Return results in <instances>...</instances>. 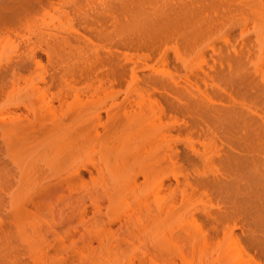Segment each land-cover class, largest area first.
Returning a JSON list of instances; mask_svg holds the SVG:
<instances>
[{
    "label": "bare ground",
    "instance_id": "bare-ground-1",
    "mask_svg": "<svg viewBox=\"0 0 264 264\" xmlns=\"http://www.w3.org/2000/svg\"><path fill=\"white\" fill-rule=\"evenodd\" d=\"M61 2L0 0V98L51 122L54 155L68 135L48 94L122 92L136 110L110 114L91 219L76 206L75 228L24 231L0 216V264H264V0H72L39 19ZM14 114L0 138L19 139ZM138 161L149 185L136 186Z\"/></svg>",
    "mask_w": 264,
    "mask_h": 264
},
{
    "label": "rangeland",
    "instance_id": "rangeland-1",
    "mask_svg": "<svg viewBox=\"0 0 264 264\" xmlns=\"http://www.w3.org/2000/svg\"><path fill=\"white\" fill-rule=\"evenodd\" d=\"M73 4L72 0H64L49 6L39 19L43 20L42 22L56 21L60 15L59 12L72 9ZM0 45L2 47L1 43ZM99 45H103V42ZM37 55L42 66H46V56L41 51H37ZM90 83L95 87L110 85L107 77L93 78ZM69 93L71 95L63 105L57 103L55 95H47L46 101L52 103L53 111L62 118L63 125L60 131L68 135L66 145L56 155L52 149L45 148L47 138L55 132L51 122L43 119L34 120L33 115L22 105L16 107L10 100L11 105L4 97L0 98L1 119L3 117L7 119V115L5 117L4 114L6 110H9L22 121L17 127L18 140L9 138L10 135L7 136L9 139L5 136L0 138L1 159L6 163L8 170L1 173L5 176L4 178L0 175V181L3 179L0 182V216L3 217L2 223H6L15 230L19 227L24 231L46 230L50 227L57 231H64L68 226L75 228L79 222L78 212L70 215V211L76 206L77 209L81 206V211L84 208L86 219H91L93 207L90 196L102 194L96 183L101 179L99 165H102L103 153L110 152L108 147L112 146L111 142L114 139L108 135L114 131V125L110 123V114L118 112L121 115H129L136 110L130 100H125V94L122 92H115L109 96L99 92L93 102L87 99L88 95L84 91L81 92L79 101H74L71 97L73 93ZM41 107L40 102L35 100L32 105L33 112H38ZM14 115L12 116L15 117ZM95 117L99 118L96 122H94ZM0 122L2 124V121ZM127 131V127H118L117 138L126 137L129 134ZM84 136L95 139L93 150L87 152L86 147L90 140ZM117 144L114 140L113 146L116 147ZM25 163L31 167L27 174H23L24 170L28 169ZM143 164L138 161L129 165L137 187L146 186L152 182L145 178L144 172L140 169ZM23 166L24 170L21 169ZM105 175V179L110 180L108 174ZM107 181L106 183L110 184V181ZM165 182L174 183L175 181L167 176ZM100 229L113 232L116 230V225L108 222L101 225ZM49 237L51 239V236Z\"/></svg>",
    "mask_w": 264,
    "mask_h": 264
}]
</instances>
